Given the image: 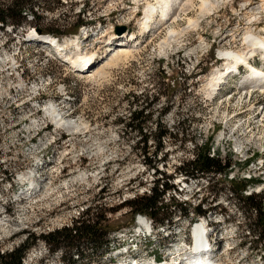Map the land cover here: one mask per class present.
<instances>
[{
    "label": "rangeland",
    "instance_id": "obj_1",
    "mask_svg": "<svg viewBox=\"0 0 264 264\" xmlns=\"http://www.w3.org/2000/svg\"><path fill=\"white\" fill-rule=\"evenodd\" d=\"M209 1L218 3L210 14L201 15L198 1L168 24L169 18L156 16L147 29L146 10L157 0H35L31 7L42 19L30 16L19 31L0 23V255L26 238L86 221L97 224L99 237L92 245L83 237L72 242L86 248L84 258L75 252L67 257L62 250L51 255L40 239L23 264H156L160 256L181 264L193 257L194 226L206 224L219 252L215 263L264 264V242H258L260 234L251 226L255 214L235 193L243 183L246 194L264 196V91L247 95L230 73L222 96L216 97V89L211 93L209 85L226 65L221 53L249 51L248 31L264 36V11L251 18L263 0ZM9 3L0 0V8ZM189 19L198 25L191 26ZM82 20L88 24L66 34ZM54 26L63 34L46 35L59 39L58 48L68 46L63 52L46 47L51 44L46 37L41 45L32 38ZM123 26L127 32L118 36L116 28ZM96 55L103 60L88 75L75 73ZM83 56H90L86 65L74 68V58ZM263 66L264 61L258 65ZM51 104L78 129L53 121L47 111ZM143 107L149 117L143 131L146 150L140 128L120 123ZM165 130L170 136L160 150L157 136ZM205 145L213 156L232 161L227 180L180 173ZM23 177L29 180L22 183ZM157 182L172 186L165 210L174 203L187 209L169 210L175 225L158 230L152 219L125 206L150 194ZM199 205L212 210L198 217ZM139 216L151 224L152 233L138 224ZM107 233L110 248L103 255L98 247L106 246ZM133 244L137 247L130 249Z\"/></svg>",
    "mask_w": 264,
    "mask_h": 264
},
{
    "label": "trees",
    "instance_id": "obj_2",
    "mask_svg": "<svg viewBox=\"0 0 264 264\" xmlns=\"http://www.w3.org/2000/svg\"><path fill=\"white\" fill-rule=\"evenodd\" d=\"M10 3L4 6L2 9L0 8V23L2 24V28L5 29L7 26H13L16 30L28 22V17L33 16V21H38L42 19V16L39 15L38 12H35V9L31 7L32 3L35 0H9ZM45 11H52V9H46ZM86 24V21L82 20L77 23V25L73 28V30L68 31L66 34H76L79 29ZM48 28L45 30H40L45 34H54L61 35L63 32L57 28ZM146 108L143 107L140 111H135L131 113L129 119H121L120 123L124 124L126 128L136 129L140 128L142 137L140 144L144 145L145 150L148 145V137L143 134L144 126L148 121V116L145 115ZM170 136L168 131H164L157 136V142L159 144V149L162 150L164 148L165 139ZM198 147L194 158L192 161H188L183 164L180 168V173L185 174L191 178L199 179L203 177L211 178V177H225L227 180L230 169L233 167V163L230 159H222L220 157L213 156L211 153V149L206 147ZM145 159L149 160L147 162L148 166L151 168V164L153 160L148 158L147 151L144 152ZM10 180H13L11 178ZM231 183L235 185L234 180H231ZM240 187L235 191L237 197L240 202L243 203L244 207L248 212L255 214L254 223L251 224L255 226V231L259 232L260 237L258 238L259 243L264 242V196L261 194L251 193L246 194L247 186L241 183ZM234 188V187H233ZM172 189L169 183H160L157 182L154 188L150 190V194H144L142 196H136L133 200H130L126 203V207H128L133 214H139L141 216L145 215L152 219L155 223V228L158 230L162 227H173L175 225L174 222V212H169L172 208L180 209V205L174 203L169 209L165 210L167 207L163 204L164 197L167 192ZM209 210L202 209V205H199L195 211V214L198 217L206 216ZM187 211V209H180V212ZM144 217V216H143ZM251 220V219H250ZM90 222V221H89ZM99 228L96 225H92L91 223L87 225L86 221H78L76 226L73 228H64L59 231H54L49 233L46 236H42L41 238H35L34 236L30 238H26V241L23 242L22 245L15 248L11 252L4 253L0 255V264H23L26 253L30 250V247L35 244V241L42 240L46 243L48 250L51 255H55L60 250L63 253L69 256L70 253L75 252L79 257H85L86 248L83 247L82 243H72L76 241L79 237L87 238L89 241V245H92L97 241L99 235ZM108 233L105 235V239H108ZM33 241V243H30ZM110 248V240L107 242L106 246L99 245L98 250L105 254L106 250L108 251ZM64 250H66L64 252ZM264 258V252L263 256ZM161 260L160 257H158ZM69 264H75L72 260H65Z\"/></svg>",
    "mask_w": 264,
    "mask_h": 264
},
{
    "label": "bare ground",
    "instance_id": "obj_3",
    "mask_svg": "<svg viewBox=\"0 0 264 264\" xmlns=\"http://www.w3.org/2000/svg\"><path fill=\"white\" fill-rule=\"evenodd\" d=\"M198 1L201 2V7H200L201 12H202L201 15L202 14L205 15L207 13L210 14V12L218 6V3H212L209 0H157L158 3L156 5H150L148 7V9L146 10V13H145V20L146 21L143 23V25L146 29L150 28V26L152 24H155L153 22L155 21L156 16L157 17L160 16L162 18H166V17L169 18V19L166 18L168 20L167 21V24H168L169 21H172L173 19L176 20V19L180 18L183 15L182 13H187V11L189 12L195 6L196 2H198ZM174 9H176L175 12H174ZM260 11L261 12L264 11V0H263V3L261 4V6L259 8L253 10V14L251 15V18L256 17V15L261 13ZM172 12H174V13H173L172 17H170ZM197 21L196 20L194 21L193 19H189V24L193 27H196V25H198V23H199V21L198 22ZM263 31H264V29H263ZM43 37H46V39L48 38L51 41V44L46 43L47 44L46 46H48L50 48H55V47L58 48L59 47L60 41H58L57 38L50 36V35L43 36ZM32 38H34V39L37 38L35 40L37 42H40L41 40H42V42H47V40L42 39V37H40L39 34H37L36 32H34V36L32 35ZM76 40L77 41H74L75 47L78 49V51H81L82 47L80 46V40L79 39H76ZM245 42H246L247 46L249 47L248 48L249 51H247V52H236L235 53V52L226 51V52L221 53L222 54L221 56L226 61V65H225L224 69H222V70L218 69L216 71V73L213 75V79L209 83L211 93L217 90L218 93L217 92L216 93L219 94L220 89H222V87H223L222 85L226 81V75L228 73H230V74L234 73L238 69V67L241 65H244V66L250 68V66H251L250 60L252 58L259 55V56H261V58H263L262 60L264 61V36L263 37L262 36H256V34L252 33L251 31L250 32L248 31V35L245 38ZM67 47L68 46H65V45L60 46V48H58V50H56V51L63 52V50L65 48L67 49ZM124 52L125 51L122 50L121 53L123 54ZM89 57L90 56H88V57L83 56V57H79V58H74V61L72 60L73 61L72 64L74 65V68L83 67L84 65H86V63H87L86 59H88ZM92 57H94V56H92ZM108 57H109V55L107 56V58ZM89 65H90V63H88L86 66L88 67ZM86 66H84V67H86ZM77 70L83 71V72L86 71V69L82 70V68H78ZM225 71H226V73H225ZM263 71L264 70L259 69V68L249 69V72H251V73L244 77L243 84H242V90H246L247 95L252 94V90L256 91L257 89H259L261 91H264V72ZM210 95H212V94H210ZM47 111H48V114L51 116L52 120L55 121L58 125L66 127L67 129L68 128L69 129H75V130L78 129V126L73 125L68 120H65L63 117L59 116L58 113L55 111V108L53 107L52 104L47 108ZM28 180H29V178L23 177L21 179V182L22 183L27 182ZM138 219H139L138 224L141 227H146V228L149 227V224L147 223V221L145 219L141 218V216H139ZM194 227L195 228L193 231V240L195 243V247H194L193 253L195 254V256H198V257L193 258L192 256H189L186 259V262L181 263V264H191V263L204 264L203 262H205V264H217V263L213 262L212 259H210L211 257H209V258L199 257L200 255H203L205 253V250L209 251V249H207L208 246L204 243V240H205V237L207 234L206 224L205 225L200 224V226L196 225ZM201 249H204V251L201 252L200 251ZM189 261H191V263H189ZM156 264H168V261L160 262V263H156ZM172 264H179V263L173 262Z\"/></svg>",
    "mask_w": 264,
    "mask_h": 264
},
{
    "label": "water",
    "instance_id": "obj_4",
    "mask_svg": "<svg viewBox=\"0 0 264 264\" xmlns=\"http://www.w3.org/2000/svg\"><path fill=\"white\" fill-rule=\"evenodd\" d=\"M127 32V28L126 27H117L116 28V34L119 36L124 35ZM39 35H43V33L41 31H38Z\"/></svg>",
    "mask_w": 264,
    "mask_h": 264
}]
</instances>
